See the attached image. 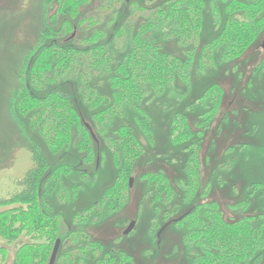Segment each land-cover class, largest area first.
I'll return each mask as SVG.
<instances>
[{"label": "rangeland", "instance_id": "374dc122", "mask_svg": "<svg viewBox=\"0 0 264 264\" xmlns=\"http://www.w3.org/2000/svg\"><path fill=\"white\" fill-rule=\"evenodd\" d=\"M47 1L0 0L1 200L24 189V178L34 166L35 155L41 157L44 153L48 160L56 161V156L49 153L38 126L29 127L30 116H23L27 124L25 126L23 122L18 121L12 107L13 94L22 86L21 77L25 62L40 44L47 15L54 9V5L50 6L46 14ZM98 1L91 0L84 7V12H91L97 17L102 11L97 9L101 7ZM126 1L128 3L130 0ZM229 1L204 0L202 3L204 18L197 44L198 51L187 70L190 73L187 82L178 80L171 84L173 87L170 92L161 93H156L147 85L149 87L145 89L142 98L132 104H123L122 111L107 121V131L99 134L100 137L96 136L99 144L97 151L102 155L98 162L95 159L92 161L91 164L94 165L97 162L96 166L76 164V160L70 161L77 169L65 175L63 183H60L61 188L68 191V196L63 197L58 191L53 192L55 194L46 193L49 201L46 207L56 212L60 218L57 231L60 247L56 262L58 259L63 261L67 258L68 264H100L99 261L105 258V253L117 249L130 257L134 264H193V258L189 256L192 246L185 241L187 228L185 225H178L179 221L172 222L158 237L159 231L166 223L189 214L190 210L185 211L191 207L212 201L219 203L228 217L264 213V73L259 75L253 71L260 52L252 51L236 60H226L219 51H214L215 61L203 70L198 69L199 49L217 37L222 23L228 16L226 7ZM134 3L129 6V11L138 7L143 9L139 19L120 21L126 33L112 38L114 42L110 49L116 54L131 51L135 44L133 33H136L140 20L157 21L159 10L166 7L161 0H136ZM171 22L160 20L157 25L142 33V36L150 43L157 44L161 51L186 59V51L194 44L186 45L184 42L179 43L177 38H167ZM98 28L104 29L105 26L98 24ZM122 39L123 46L116 48L114 44ZM263 39L264 35L260 45L262 50ZM31 59H28L23 75L29 68ZM117 63L116 60L112 62L111 69ZM114 74L113 70L93 74L88 84L98 86L100 90L112 96L113 88L109 86L110 80L107 78ZM213 85L223 88L224 105L215 118H218L220 124L217 125L214 120L212 132L208 129L205 137L197 141L204 151L201 156V182L206 191L202 189L193 197L186 189L190 183L191 154L186 146L173 142L171 124L177 113L187 115L192 123L197 122L199 115L211 103L209 100H202L201 96ZM74 94L79 100L83 96L78 86ZM111 98L113 99V96ZM112 105L113 100H103L89 108L81 101L80 110L95 124L93 114ZM120 106L116 105L114 108L119 110ZM137 117L145 118L149 122L153 134L151 140L145 139V134L137 124ZM124 125L132 126L133 132L143 140L145 150L132 167L129 186L131 178L133 183L130 190L124 192V205L111 211L106 205L99 206L103 198H106L108 188L118 177L120 164L117 160L119 155H124L125 148L123 135L119 134L118 129ZM75 129L76 127L74 136ZM79 132L82 135V132ZM74 140L75 137L70 151L83 157L84 152L78 150ZM87 168L90 171L88 176L80 178V174L85 173ZM92 168L95 169L93 172ZM149 173H163L169 178L175 191L172 187L169 194L165 193L164 189L157 191L161 195L167 194L165 201H155L154 189L151 188L150 191L151 186L145 180V175ZM76 183L81 186L74 190L72 185ZM240 200L248 203L247 209L234 211L232 205ZM92 207L93 211L87 215L88 209ZM4 209L6 208L0 206V212ZM132 221L135 226L125 235L124 231ZM78 231H83L85 235L80 236ZM42 242V238L39 241L31 240L26 234H20L13 239L0 236V247L6 249L0 264H14L16 253L22 244L38 243L41 246ZM67 251H71V254L64 256ZM119 256L117 255V258ZM258 264H264V257Z\"/></svg>", "mask_w": 264, "mask_h": 264}, {"label": "trees", "instance_id": "16d2710c", "mask_svg": "<svg viewBox=\"0 0 264 264\" xmlns=\"http://www.w3.org/2000/svg\"><path fill=\"white\" fill-rule=\"evenodd\" d=\"M90 1H47L46 14L50 6L54 5V9L47 15L40 44L28 58H32L31 63L23 75L29 60L25 62L21 77L22 86L12 97V107L18 121L27 126L23 116L29 115V127L38 126L49 153L56 156V161L51 162L44 153L41 157L35 155L34 166L24 178V189L4 200L0 199V206L6 208L0 212L1 237L13 239L20 234H26L31 240L43 239L41 246L38 243L22 244L18 248L14 264H47L52 246L59 236L57 231L60 219L56 212L46 207L47 202L49 203L47 194L58 191L63 197L68 196V191L60 185L65 175L77 169L70 161L76 160V164L86 163L91 166L94 165L91 164L94 159L97 162L100 159L101 153L97 151L98 139H92L86 124L100 137L99 134L107 131V121L122 111V105L132 104L142 98L149 86L156 93H161L170 92L173 87L171 84L178 80L187 82L190 75L187 70L198 51L197 44L204 18V0H161L166 7L158 11L157 21L140 20L136 33H133L135 44L131 51L119 54L113 52L110 45L114 42V36L120 37L126 33L120 21L139 19L143 8L129 11V6L135 4L136 0H130L128 3L126 0H97L101 6L97 9L102 11L96 17L91 12H84V7ZM226 9L228 16L222 23L217 37L199 49L198 69L203 70L215 61L214 51H219L226 60H236L252 51H259L258 63L253 71L263 75L264 49L262 50L260 45L264 35V0H230ZM160 20L172 21L166 34L167 38H177L179 43L184 42L186 45L194 44L186 51V59L163 52L157 44L154 45L146 37L143 38L142 33L157 25ZM98 24H103L105 28L99 29ZM123 44L122 39L114 45L120 49ZM115 60L118 63L111 69V63ZM110 70L115 72L107 78L110 80L109 86L113 88V99L98 86L88 84L91 75L104 71L108 73ZM77 86L83 93L80 100L74 94ZM222 93L223 88L220 85H213L206 90L201 98L211 103L199 115L197 122L192 123L187 115L177 113L171 124L173 142L186 146L191 154V176L186 189L193 197L202 189L206 191L201 182V156L204 151L197 141L205 137L208 129L211 132L214 129L213 121L224 105ZM103 100H113V105L93 114L95 125L81 112V101L91 108ZM116 105H121L119 110L114 108ZM215 122L220 124L218 118ZM137 124L145 134V139L151 140L153 134L149 122L145 118L137 117ZM118 131L123 135L126 145L123 149L124 155H119L118 177L108 188L106 198H103L99 206L106 205L111 211L124 205V192L130 190L129 175L132 173V167L145 150L143 140L133 132L132 126H121ZM74 137L78 150L84 152L83 157L70 151ZM93 169L92 172L95 170ZM89 172L87 168L85 173L80 174V178L87 177ZM145 180L151 186L150 191L151 188L154 189L155 201H165L172 187L169 178L163 173H149L145 175ZM80 186V183H76L72 188L76 190ZM163 189L167 194H158L157 191ZM247 207L245 200L232 205L234 211L246 210ZM92 209L94 207L88 209L87 215ZM189 210L190 213L177 224L187 228L185 241L192 246L189 256L193 258V264H258L262 261L264 213L228 217L219 203L214 201L191 207L185 212ZM78 232L80 236L85 235L83 231ZM5 250L0 247V260ZM70 254L71 251H67L64 256ZM117 255H120L119 258ZM130 259L116 249L105 253V258L99 263L134 264ZM68 263L67 258L63 261L58 259L56 262Z\"/></svg>", "mask_w": 264, "mask_h": 264}, {"label": "water", "instance_id": "95a60500", "mask_svg": "<svg viewBox=\"0 0 264 264\" xmlns=\"http://www.w3.org/2000/svg\"><path fill=\"white\" fill-rule=\"evenodd\" d=\"M262 48H264V39H263V43H262ZM86 127H87V129L89 130V132H90L92 138H93L94 140H97L96 135L94 134L93 129L91 128V126L88 125V124H86ZM132 183H133V179L131 178V179H130V186H132ZM187 214H188V213L184 214L183 216H181V217H179V218H177V219H173V220L169 221L168 223H166V224L161 228V230L159 231V233H158V237H160L162 231L166 228V226H168V225H169L170 223H172V222H178V221H181V220H182ZM134 226H135V222L132 221V222L129 224V226L126 228V230L124 231V234H125V235L129 234V233L133 230ZM59 247H60V240L57 239L56 242H55V245H54V248H53V251H52V254H51V256H50V259H49L48 264H55L56 259H57V255H58V251H59Z\"/></svg>", "mask_w": 264, "mask_h": 264}]
</instances>
